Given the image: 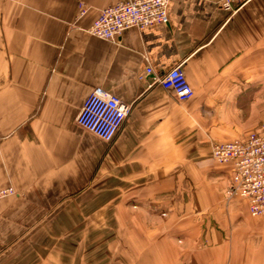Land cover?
Returning a JSON list of instances; mask_svg holds the SVG:
<instances>
[{
  "label": "crops",
  "instance_id": "0c3cea01",
  "mask_svg": "<svg viewBox=\"0 0 264 264\" xmlns=\"http://www.w3.org/2000/svg\"><path fill=\"white\" fill-rule=\"evenodd\" d=\"M114 2L0 0V189L16 192L0 202V255L1 242L6 250L59 220L61 206L89 203L81 193L101 181L120 191L119 203L157 205L186 179L200 190L194 205L208 209L218 201L208 173L228 176L210 159L213 144L257 123L264 0L233 14L215 0H170L166 24L130 28L115 42L86 34ZM176 66L193 90L184 102L153 82ZM97 88L130 109L110 143L75 122ZM221 249H199L196 264L253 263H223Z\"/></svg>",
  "mask_w": 264,
  "mask_h": 264
},
{
  "label": "rangeland",
  "instance_id": "374dc122",
  "mask_svg": "<svg viewBox=\"0 0 264 264\" xmlns=\"http://www.w3.org/2000/svg\"><path fill=\"white\" fill-rule=\"evenodd\" d=\"M257 95V123L246 133L264 124V95ZM210 159L223 166L211 153ZM224 167V180L208 173L205 187L218 196L208 209L194 205L200 190L186 179L167 203L157 205L119 203L120 191L98 182L95 190L80 195L84 200L90 196L89 203L61 206L60 219L41 222L38 236L23 237L6 250L1 242L0 264H196L201 260L198 250L213 243L222 245L223 263L264 264V217L250 216L238 195H228L231 173Z\"/></svg>",
  "mask_w": 264,
  "mask_h": 264
},
{
  "label": "built area",
  "instance_id": "2783aa9c",
  "mask_svg": "<svg viewBox=\"0 0 264 264\" xmlns=\"http://www.w3.org/2000/svg\"><path fill=\"white\" fill-rule=\"evenodd\" d=\"M170 0H115L102 9L97 18L83 31L99 40L115 42L130 29H142L155 24H166ZM251 0H215L217 7L233 14L245 7ZM85 14L79 5L78 16ZM147 75L152 74L146 68ZM164 90L184 102L193 96L181 66H176L163 76L153 79ZM129 106L100 89H94L84 100L76 116V124L105 143L113 141L129 114ZM2 140L0 136V141ZM212 159L219 165L230 167L231 183L228 195H238L247 206L250 216L264 217V124L230 142L215 144ZM16 192L8 187L0 189V201Z\"/></svg>",
  "mask_w": 264,
  "mask_h": 264
}]
</instances>
